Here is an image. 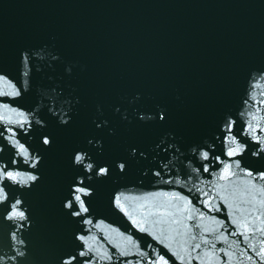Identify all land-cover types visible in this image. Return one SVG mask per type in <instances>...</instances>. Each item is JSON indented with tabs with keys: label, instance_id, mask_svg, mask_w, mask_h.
I'll use <instances>...</instances> for the list:
<instances>
[{
	"label": "water",
	"instance_id": "obj_1",
	"mask_svg": "<svg viewBox=\"0 0 264 264\" xmlns=\"http://www.w3.org/2000/svg\"><path fill=\"white\" fill-rule=\"evenodd\" d=\"M0 264H264V0H0Z\"/></svg>",
	"mask_w": 264,
	"mask_h": 264
},
{
	"label": "snow or ice",
	"instance_id": "obj_2",
	"mask_svg": "<svg viewBox=\"0 0 264 264\" xmlns=\"http://www.w3.org/2000/svg\"><path fill=\"white\" fill-rule=\"evenodd\" d=\"M77 199H79V197H77Z\"/></svg>",
	"mask_w": 264,
	"mask_h": 264
}]
</instances>
